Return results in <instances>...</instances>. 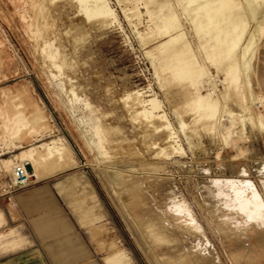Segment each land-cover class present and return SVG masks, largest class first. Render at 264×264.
I'll return each instance as SVG.
<instances>
[{
	"label": "rangeland",
	"instance_id": "rangeland-1",
	"mask_svg": "<svg viewBox=\"0 0 264 264\" xmlns=\"http://www.w3.org/2000/svg\"><path fill=\"white\" fill-rule=\"evenodd\" d=\"M18 162L103 257L264 264V0H0V187Z\"/></svg>",
	"mask_w": 264,
	"mask_h": 264
},
{
	"label": "crops",
	"instance_id": "crops-1",
	"mask_svg": "<svg viewBox=\"0 0 264 264\" xmlns=\"http://www.w3.org/2000/svg\"><path fill=\"white\" fill-rule=\"evenodd\" d=\"M55 177L15 190L12 200L0 193V264H131L112 241L102 256L92 236L98 220L83 218Z\"/></svg>",
	"mask_w": 264,
	"mask_h": 264
},
{
	"label": "built area",
	"instance_id": "built-area-1",
	"mask_svg": "<svg viewBox=\"0 0 264 264\" xmlns=\"http://www.w3.org/2000/svg\"><path fill=\"white\" fill-rule=\"evenodd\" d=\"M31 175L27 174L26 164L24 162L16 163L9 175L0 187V193L12 200L15 190L28 186Z\"/></svg>",
	"mask_w": 264,
	"mask_h": 264
},
{
	"label": "bare ground",
	"instance_id": "bare-ground-1",
	"mask_svg": "<svg viewBox=\"0 0 264 264\" xmlns=\"http://www.w3.org/2000/svg\"><path fill=\"white\" fill-rule=\"evenodd\" d=\"M25 164H26V170H27V174H29V175H31V176H33V177H35V170H33V171H31V172H29L28 171V165H29V163L28 162H24ZM69 164V163H68ZM62 168V167H61ZM64 168V167H63ZM34 169V168H33ZM0 170H2L1 168H0ZM57 171H58V169H57ZM132 223V222H131ZM131 225V224H130ZM138 237V236H137ZM144 243V242H143ZM140 244V243H139ZM148 256V255H147Z\"/></svg>",
	"mask_w": 264,
	"mask_h": 264
}]
</instances>
